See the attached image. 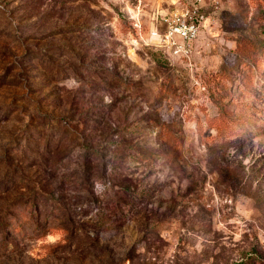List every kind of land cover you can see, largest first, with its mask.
<instances>
[{
	"label": "rangeland",
	"instance_id": "rangeland-1",
	"mask_svg": "<svg viewBox=\"0 0 264 264\" xmlns=\"http://www.w3.org/2000/svg\"><path fill=\"white\" fill-rule=\"evenodd\" d=\"M191 4L0 0V264H264V0Z\"/></svg>",
	"mask_w": 264,
	"mask_h": 264
},
{
	"label": "built area",
	"instance_id": "built-area-1",
	"mask_svg": "<svg viewBox=\"0 0 264 264\" xmlns=\"http://www.w3.org/2000/svg\"><path fill=\"white\" fill-rule=\"evenodd\" d=\"M190 1L191 7L184 5L180 10L174 8L169 12L168 17L164 19L167 26L162 33H157L153 29L149 31V38L155 39L159 47L168 49L171 57L188 58L189 41L198 35V25L194 21H187V18L197 12L199 0Z\"/></svg>",
	"mask_w": 264,
	"mask_h": 264
},
{
	"label": "trees",
	"instance_id": "trees-1",
	"mask_svg": "<svg viewBox=\"0 0 264 264\" xmlns=\"http://www.w3.org/2000/svg\"><path fill=\"white\" fill-rule=\"evenodd\" d=\"M15 228H17V227L15 226Z\"/></svg>",
	"mask_w": 264,
	"mask_h": 264
}]
</instances>
